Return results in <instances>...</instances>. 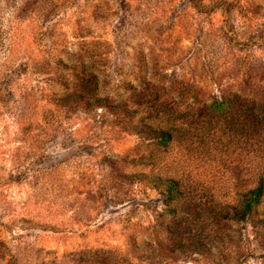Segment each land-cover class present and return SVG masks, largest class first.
I'll return each mask as SVG.
<instances>
[{
  "label": "rangeland",
  "instance_id": "rangeland-1",
  "mask_svg": "<svg viewBox=\"0 0 264 264\" xmlns=\"http://www.w3.org/2000/svg\"><path fill=\"white\" fill-rule=\"evenodd\" d=\"M86 66L96 107L55 101ZM152 94L179 115L156 154L186 185L181 235L207 241L219 201L264 179V0H0V264H160L161 244L163 264H264L246 221L187 257L159 225L166 197L132 180L150 152L124 119Z\"/></svg>",
  "mask_w": 264,
  "mask_h": 264
},
{
  "label": "trees",
  "instance_id": "trees-1",
  "mask_svg": "<svg viewBox=\"0 0 264 264\" xmlns=\"http://www.w3.org/2000/svg\"><path fill=\"white\" fill-rule=\"evenodd\" d=\"M89 69L91 71H89ZM96 70V67L93 69V66H86L83 73L74 71L75 82L72 83L73 87H70V83L67 82V79H62V88L66 93H63V95H55L54 100L67 106L70 101H83L84 97H88L91 100H89L86 106L88 107L89 105L90 108H95L96 105H93L91 101L98 93L97 85H95L98 78ZM144 83L150 86L148 81H143V84ZM145 84L143 86H146ZM150 96L155 102L154 105H149L147 109H142L143 102H136L135 105L137 108H130L125 112L124 119L126 120L125 125L129 132L140 138L142 141L141 146H145L150 152L148 155H138L139 157L131 161V166L135 168L141 167L143 169L151 168V175L143 171L138 172L133 174L132 180L140 183L148 182L153 189L159 191L166 197V209L161 216V221H159V225L163 228V231L169 235L171 233V224L175 227L181 239V247L179 248H182L183 256L186 257L195 253L206 255L208 252H211L214 247H222L225 245L224 235L219 234V232H223V225L226 222L240 223L246 221L256 231V234L264 239V179L259 174L255 180V185L253 184V187L250 188L246 187L240 189L237 193L238 196L233 200L234 202L219 201L217 206L218 212L213 220L215 237L205 241L202 239H187V237L183 236L184 233L181 235V232L190 230L187 228L189 224L180 220L181 211L179 210L180 205H183L188 198L186 185L182 183L180 178L169 175L170 166L167 164L163 165V161L159 159V157H157L158 154H156L159 151H167L174 141L176 128L173 126L179 115L178 112L169 109L170 107L167 103H157V94H152ZM105 101L104 103L102 101L101 104L109 109L110 106L108 103L105 104ZM232 104L235 105L236 101H214L207 106L214 113L222 114L230 111L229 107H233ZM168 110L170 111L168 112ZM140 114H143V116L139 117ZM254 120H258L260 124H264V106L260 108ZM207 190L209 191L211 189L208 188ZM219 191H223V188L219 189ZM208 200L209 199H207V201ZM210 203L211 202L204 204L207 206ZM169 218H174V221L171 222L172 219ZM166 241L168 242V239L165 240V243ZM165 247L164 244H161L158 248L157 255L160 257V264H163L165 260H167L168 254L162 251ZM223 248H225V246ZM223 254L225 255V253ZM146 259L148 261L153 260L151 252L147 254ZM154 263V261L152 263L149 262V264Z\"/></svg>",
  "mask_w": 264,
  "mask_h": 264
}]
</instances>
